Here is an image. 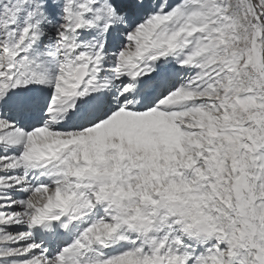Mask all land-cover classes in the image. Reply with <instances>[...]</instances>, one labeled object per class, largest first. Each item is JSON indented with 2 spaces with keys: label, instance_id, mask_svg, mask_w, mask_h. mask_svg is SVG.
Here are the masks:
<instances>
[{
  "label": "snow or ice",
  "instance_id": "6c2138e0",
  "mask_svg": "<svg viewBox=\"0 0 264 264\" xmlns=\"http://www.w3.org/2000/svg\"><path fill=\"white\" fill-rule=\"evenodd\" d=\"M0 264H264V0H0Z\"/></svg>",
  "mask_w": 264,
  "mask_h": 264
}]
</instances>
